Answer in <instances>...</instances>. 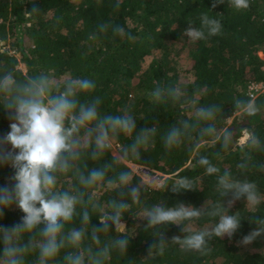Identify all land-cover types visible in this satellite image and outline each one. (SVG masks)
<instances>
[{"label":"trees","instance_id":"trees-1","mask_svg":"<svg viewBox=\"0 0 264 264\" xmlns=\"http://www.w3.org/2000/svg\"><path fill=\"white\" fill-rule=\"evenodd\" d=\"M213 3L216 0H0V74L12 70L16 79H25L45 71L59 82L69 77L92 79L96 89L91 95L82 94V102L98 96L102 113L123 115L127 109L136 119L137 131L157 128L147 150L141 149V159L130 158L126 165L114 166L116 171H132L134 182L143 181V184L141 204L129 200L131 213L123 217L128 227L125 234L130 238L128 252L123 255L113 252L107 264H264V236L254 241L261 249L241 251L239 243L257 228L252 216L264 217V202L253 212L245 208V199L236 201L230 214L240 212L241 227L231 238L213 237L203 253L183 250L179 243L171 242L172 237L187 234L182 231L183 225L145 230L143 225L147 222L132 214L141 206L159 203L169 207L184 203L199 208L207 200H222L216 190L217 174L206 173V168L198 163L201 155L207 156L221 173L228 169L238 179L256 182L264 195V171L255 166L247 171L237 168L246 155L251 157V165L264 164V108L249 116L234 105L235 99H251L247 93L250 82L264 81V58L260 56L264 52V0H250L249 7L243 10H237L230 0L216 3L215 8ZM33 9L38 13H31ZM205 12L221 21V33L192 42L183 33L189 21L198 29L200 15ZM101 24L119 25L125 32L114 34L111 27L100 32ZM26 37L32 41L30 45L25 43ZM11 38V46L20 58L2 47L1 43ZM185 49L188 60L183 68L178 58ZM21 61L26 71L19 67ZM184 73L191 74L190 81L183 79ZM157 84L179 85L181 99L154 102L149 93ZM193 100L195 107L220 106L222 111L214 122L218 132L234 133L227 151L212 137H205L199 144L185 139L178 147L165 148L162 136L170 126L181 119L194 120ZM253 100L264 105V93ZM10 123L8 112L0 104V138L10 132ZM253 134L260 144L249 149L247 145ZM116 139L121 146L133 142V137L123 134ZM112 156L110 149L101 160L93 162L85 158L84 162L89 169L101 167L111 163ZM130 163L164 177L165 187H151ZM14 174L13 168L0 166V187H10L14 182L9 178ZM114 175L108 172L109 177ZM184 177L192 181L194 190L171 192V185ZM75 183L71 173L58 178V187L62 189H69ZM89 191L95 192L102 206L117 198L116 192L106 186ZM228 199L231 194L225 201ZM23 215L18 207L5 209L0 225L13 226ZM96 215L92 213V224L98 226ZM216 219L204 216L185 223L191 224L193 230H200L210 228ZM80 224L81 217H76L69 227ZM154 231L164 232L169 242L162 254L154 250L148 257L150 246L156 243ZM117 235L113 226V232L101 234V240ZM35 258L33 252L27 260L31 262Z\"/></svg>","mask_w":264,"mask_h":264},{"label":"clouds","instance_id":"clouds-1","mask_svg":"<svg viewBox=\"0 0 264 264\" xmlns=\"http://www.w3.org/2000/svg\"><path fill=\"white\" fill-rule=\"evenodd\" d=\"M230 2L237 10H243L249 7L250 0ZM216 3L222 4L223 0H216ZM31 13L38 11L33 9ZM200 21L198 29L189 21L183 35L190 41L205 40L221 33V21L207 12L200 15ZM109 27L114 34L125 32L119 25L108 24L99 25V31L105 32ZM95 89L92 79L69 77L59 82L45 71L25 79H16L12 70L0 74V104L11 121L10 132L0 138V166L15 170L9 178L14 183L10 187H0V219H3L5 209L18 207L24 213L19 223L10 227L0 225V264H107L113 252L121 255L128 252L130 238L125 234L128 227L123 217L131 213L129 200L141 204L143 181L135 183L132 171H116L114 166L126 165L130 158L141 159V149L147 150L157 128L145 127L137 131L136 119L127 109L123 115L102 113V101L98 96L84 102L80 100L82 94L91 95ZM182 94L179 85L157 84L149 97L154 102L167 99L176 102ZM195 104V100L191 101L194 120L181 119L164 132L165 148L178 147L185 139L199 144L205 137H212L227 151L234 133L218 132L214 122L217 113L222 111L220 106L195 107ZM234 105L249 116L264 108L253 99H235ZM120 134L133 137V142L121 146L113 154L111 163L89 169L85 158L93 162L101 160ZM259 144L253 134L247 147L256 149ZM198 163L206 168L207 174H217L216 190L222 200H207L199 208L184 203L173 207L159 203L141 206L132 214L147 222L143 225L145 230L161 225H183L182 231L187 234L174 236L171 242L179 243L183 250L203 253L213 237L231 238L241 227L243 217L240 212L230 214L236 201L245 199V208L254 212L264 202V195L256 182L238 179L228 169L221 173L207 156L201 155ZM250 166L264 171V164L251 165L248 155L237 164L242 171H247ZM109 171L115 175L109 177ZM69 173L76 183L69 189L58 187L59 176ZM100 186L117 194V198L110 199L106 206L99 203L94 191H89ZM182 190H194L187 177L180 178L170 187L174 193ZM229 194L231 199L225 201ZM92 213H97L98 226L92 224ZM204 216L217 218L210 228L193 230L185 223ZM76 217H81L80 226L69 227ZM252 218L257 228L239 242L245 246L264 236V217ZM113 226L118 235L102 242L101 234L113 232ZM152 235L156 237V243L150 246L148 257L154 250L162 254L169 242L164 232L154 231ZM33 252L36 258L29 262L27 257Z\"/></svg>","mask_w":264,"mask_h":264},{"label":"rangeland","instance_id":"rangeland-1","mask_svg":"<svg viewBox=\"0 0 264 264\" xmlns=\"http://www.w3.org/2000/svg\"><path fill=\"white\" fill-rule=\"evenodd\" d=\"M13 42V39L11 38L10 40H8V41H6V42H2L1 44L3 45L2 47H3V49H5V48H7V49H10L11 50V53H13V54H15L17 57H21V55L17 52V51H15L14 49H13V47L11 46V43ZM25 43L27 44V45H30L31 43H32V41L29 39V37H26L25 38ZM180 45H181V43L180 44H177V46H176V48H179L180 47ZM157 53H158V51H157ZM187 53H188V50L187 49H185L184 51H182L181 52V55H180V58H178V62H180L179 63V65L180 66H182L183 68L186 66V62H187V60H188V56H187ZM260 56H262L263 58H264V52H260ZM19 67L20 68H22L24 71H26L27 70V68H26V66H25V63H23L22 61L19 63ZM182 77H183V79L187 82V81H190V79H191V74H189V73H184V74H182ZM229 121H232V119H229ZM116 142H118V140L117 139H115L114 140V142H113V147H112V153L113 154H115V153H117L118 151H119V149H120V147H118L117 145H116ZM130 166L133 168V170L135 171V172H137V173H139L142 177H143V180L146 182V183H152V185L154 184V180H150V178H148L147 177V175L145 174V172L142 170V169H146V168H144V167H142V166H139V165H137V164H132V163H130ZM150 185V184H149ZM151 186V185H150ZM152 187V186H151ZM164 187H165V181H164ZM161 188H163V187H161ZM191 225V224H190ZM243 245V244H242ZM242 245H241V251H245V250H254V249H261L262 247L261 246H258V245H256L254 242H252L250 245H243V247H242ZM264 249V248H263ZM219 260V259H218Z\"/></svg>","mask_w":264,"mask_h":264},{"label":"built area","instance_id":"built-area-1","mask_svg":"<svg viewBox=\"0 0 264 264\" xmlns=\"http://www.w3.org/2000/svg\"><path fill=\"white\" fill-rule=\"evenodd\" d=\"M247 93L251 99H255L259 95L264 93V81H252L248 84ZM116 145L120 147V143L116 142ZM150 180L155 178L154 184L149 183L153 188L159 189L164 186V177L158 174H152L148 169H142Z\"/></svg>","mask_w":264,"mask_h":264}]
</instances>
